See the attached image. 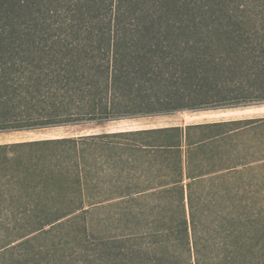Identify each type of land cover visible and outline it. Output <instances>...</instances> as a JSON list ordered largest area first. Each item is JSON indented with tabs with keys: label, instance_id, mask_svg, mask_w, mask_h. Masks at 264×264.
<instances>
[{
	"label": "trees",
	"instance_id": "1",
	"mask_svg": "<svg viewBox=\"0 0 264 264\" xmlns=\"http://www.w3.org/2000/svg\"><path fill=\"white\" fill-rule=\"evenodd\" d=\"M261 103L264 0H0V133ZM245 126L264 117L0 143V203L29 233L107 211L125 234L93 237L91 262L264 264L258 220L216 214L242 189Z\"/></svg>",
	"mask_w": 264,
	"mask_h": 264
},
{
	"label": "rangeland",
	"instance_id": "2",
	"mask_svg": "<svg viewBox=\"0 0 264 264\" xmlns=\"http://www.w3.org/2000/svg\"><path fill=\"white\" fill-rule=\"evenodd\" d=\"M263 117L264 103L232 108L185 110L167 115L139 117L99 125L72 124L36 130L1 132L0 143L88 133L101 129L186 125L218 120H240ZM233 140L234 145L236 144L234 146L236 156L240 159L241 165L239 170H241V175L230 180L232 182L231 184L242 186V189L238 188L237 195L230 198L232 200L240 199V201H234L233 203L231 202L232 200L230 201V198L226 199L222 204L224 206L228 205V209H218L216 214H220L226 218L252 217L258 220L254 228L260 234L264 235V127L253 130L252 127L245 126L243 131L241 130L239 134L235 135ZM201 190L202 188L200 187L199 190L197 189L198 195L201 194ZM203 197L200 195L199 200L204 201ZM19 204H9L6 201L0 203V254L4 249V245L17 244L25 238L32 236L33 240L31 243L24 244L25 255L23 258H16L18 261H24L25 259L26 263L23 262L22 264H103L100 259L91 262L97 253L95 249L96 245H94L96 239H93V237L110 238L125 234V232H123L124 234L120 232L122 225H116L113 222L114 219L105 210L93 211L85 216H79L69 220L64 219L61 221L64 225L56 226L49 233H29L28 228H30V225H21L22 222L23 224L28 223L24 221V218L27 217L22 216L23 210ZM196 204L202 207L200 202L197 201ZM238 204L240 205L237 206ZM233 205H235L234 208ZM202 212L204 215H209L214 214L213 212L215 211L205 209ZM32 213L36 212H28V215ZM17 219L22 220L18 222ZM6 222H8V225H4ZM47 227L49 226H44V228ZM86 234L88 235L85 236ZM140 236L141 240L138 242ZM154 239L155 237L152 234L145 233L144 235L137 236L130 235V241L128 242L134 246L137 244L139 246L140 243L144 247L143 251H146L155 242ZM78 240H84L85 242L78 243ZM28 249L30 251L26 253ZM16 252L13 251L11 254L5 253L6 255L1 254L0 264H3V261L8 262L11 257L17 256L18 253ZM262 258L264 259V256ZM185 261L180 260L183 264Z\"/></svg>",
	"mask_w": 264,
	"mask_h": 264
}]
</instances>
